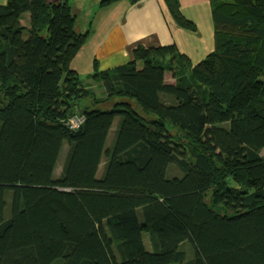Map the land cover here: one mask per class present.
Here are the masks:
<instances>
[{"label":"trees","instance_id":"trees-1","mask_svg":"<svg viewBox=\"0 0 264 264\" xmlns=\"http://www.w3.org/2000/svg\"><path fill=\"white\" fill-rule=\"evenodd\" d=\"M210 6L194 65L138 45L89 85L68 0L0 4V264H264V0Z\"/></svg>","mask_w":264,"mask_h":264},{"label":"crops","instance_id":"crops-1","mask_svg":"<svg viewBox=\"0 0 264 264\" xmlns=\"http://www.w3.org/2000/svg\"><path fill=\"white\" fill-rule=\"evenodd\" d=\"M5 1L0 0V4ZM180 4L185 16L195 22L196 32L176 26L162 0H141L134 4L128 0H116L107 6H100L99 2L96 27L88 28L84 45L71 62L72 68L81 76L76 59L85 56L87 69L84 74L88 76L93 70L94 58L101 72L131 60L132 51L138 45L155 47L169 43H175L179 52L189 58V64L194 65L214 47L210 0H180ZM88 46L90 54L86 52ZM58 161L55 175L61 170L56 173Z\"/></svg>","mask_w":264,"mask_h":264},{"label":"rangeland","instance_id":"rangeland-1","mask_svg":"<svg viewBox=\"0 0 264 264\" xmlns=\"http://www.w3.org/2000/svg\"><path fill=\"white\" fill-rule=\"evenodd\" d=\"M69 4L72 6L73 12L75 14V22H74V28L77 32H86L88 28H95L96 27V19L98 18V3L100 0H68ZM87 38V37H86ZM86 40V39H85ZM84 45V44H83ZM87 54H90L91 51L89 49V46L87 47ZM76 62L78 63L80 71H82V74L80 78L83 80L86 84H92L94 83L92 78V72L90 71L89 76H87L85 71L87 69V59L85 56L78 57L76 59ZM172 73L170 74V71L161 70L160 71V78L164 81L172 80ZM96 87H99L98 84H95ZM97 89V88H96ZM117 118L115 119L116 123ZM116 125V124H115ZM113 127H115L113 125ZM65 146V145H64ZM66 146L61 150L60 159L58 161V167L56 169V173L60 170L65 156ZM261 153L264 155V147L261 149Z\"/></svg>","mask_w":264,"mask_h":264},{"label":"built area","instance_id":"built-area-1","mask_svg":"<svg viewBox=\"0 0 264 264\" xmlns=\"http://www.w3.org/2000/svg\"><path fill=\"white\" fill-rule=\"evenodd\" d=\"M68 123H69V127L71 129H76L80 126V124L82 123V118H78V117H73V118H70L68 120Z\"/></svg>","mask_w":264,"mask_h":264}]
</instances>
